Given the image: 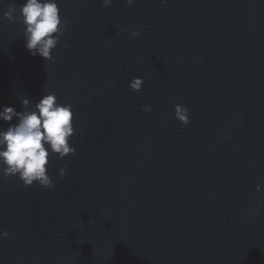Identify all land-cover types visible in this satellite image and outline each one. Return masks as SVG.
<instances>
[{"label": "water", "instance_id": "1", "mask_svg": "<svg viewBox=\"0 0 264 264\" xmlns=\"http://www.w3.org/2000/svg\"><path fill=\"white\" fill-rule=\"evenodd\" d=\"M24 2L0 0V107L55 92L75 153L52 190L0 176V264H264V0H56L47 62L4 17Z\"/></svg>", "mask_w": 264, "mask_h": 264}, {"label": "clouds", "instance_id": "2", "mask_svg": "<svg viewBox=\"0 0 264 264\" xmlns=\"http://www.w3.org/2000/svg\"><path fill=\"white\" fill-rule=\"evenodd\" d=\"M163 3L164 0H161ZM113 0H102V7H110ZM134 0H126L128 6ZM9 4L4 17L10 22H22L25 47L33 57L39 56L46 62L52 61V52L64 35L67 24L62 20L56 0H25L19 7ZM139 31L131 33L136 38ZM67 49V45H65ZM144 81L134 77L128 87L132 92H140ZM23 111L17 112L14 107H0V122H7L6 129H0V176L5 179L16 177L25 188L38 184L48 190L55 185L47 174L50 154L63 160L75 153L70 144L74 135V113L71 104H60L55 92L43 94L42 98L32 103L21 98ZM143 112H150L151 106H144ZM174 117L187 127L190 113L187 108L176 105ZM15 120V123H13ZM66 169H59L60 178H64ZM256 186V192L261 191ZM254 216V212L249 213ZM7 231H0V240L9 238Z\"/></svg>", "mask_w": 264, "mask_h": 264}]
</instances>
